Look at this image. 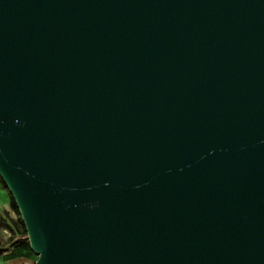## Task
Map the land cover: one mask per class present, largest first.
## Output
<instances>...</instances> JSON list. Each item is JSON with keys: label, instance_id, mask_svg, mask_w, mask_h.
I'll return each instance as SVG.
<instances>
[{"label": "water", "instance_id": "95a60500", "mask_svg": "<svg viewBox=\"0 0 264 264\" xmlns=\"http://www.w3.org/2000/svg\"><path fill=\"white\" fill-rule=\"evenodd\" d=\"M0 178L34 264H264V0H0Z\"/></svg>", "mask_w": 264, "mask_h": 264}, {"label": "trees", "instance_id": "16d2710c", "mask_svg": "<svg viewBox=\"0 0 264 264\" xmlns=\"http://www.w3.org/2000/svg\"><path fill=\"white\" fill-rule=\"evenodd\" d=\"M0 183L3 186V188L7 189L5 183L1 178H0ZM9 196H10V210H4L2 213H0V228L5 229L10 233V236L8 238V240L10 241L14 239H16V242H22L24 240H28L27 232L24 223L20 217L18 207L10 193ZM10 211H13L16 214V217H12L10 215ZM28 246H29V242H28ZM3 251L4 250L0 248V255L2 254Z\"/></svg>", "mask_w": 264, "mask_h": 264}, {"label": "crops", "instance_id": "0c3cea01", "mask_svg": "<svg viewBox=\"0 0 264 264\" xmlns=\"http://www.w3.org/2000/svg\"><path fill=\"white\" fill-rule=\"evenodd\" d=\"M4 210H10V196L7 189L3 188L0 183V213ZM3 231L8 232L7 230L0 228V234H3ZM8 236H10V234ZM8 238L6 241L0 239V248L4 250L0 255V264H22L23 261L20 252L15 247L16 245L14 244L11 247L7 246V242L9 241Z\"/></svg>", "mask_w": 264, "mask_h": 264}, {"label": "rangeland", "instance_id": "374dc122", "mask_svg": "<svg viewBox=\"0 0 264 264\" xmlns=\"http://www.w3.org/2000/svg\"><path fill=\"white\" fill-rule=\"evenodd\" d=\"M10 215L12 217H16V214L13 211H10ZM10 233L3 231V234H0V239L2 241H6L7 238L9 237ZM16 245L15 247L18 249V251L20 252V256L22 258V264H34L37 255L29 248L28 246V240H24L22 242H16V239L14 240H9L7 242V246L11 247L13 245Z\"/></svg>", "mask_w": 264, "mask_h": 264}]
</instances>
